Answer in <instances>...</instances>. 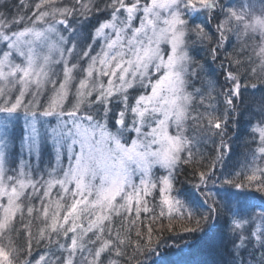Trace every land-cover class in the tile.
<instances>
[{"label": "snow or ice", "instance_id": "obj_1", "mask_svg": "<svg viewBox=\"0 0 264 264\" xmlns=\"http://www.w3.org/2000/svg\"><path fill=\"white\" fill-rule=\"evenodd\" d=\"M262 34L264 0H0V103L22 88L8 110L24 104L34 111L48 89L44 114L78 121V154L62 178L37 183L0 172V264H140L164 233L205 225L189 248L213 249L225 235L213 217L232 214L233 206L245 213L253 196L224 190L218 200L204 191L227 144L222 139L205 161L190 150L188 132L222 134L241 90L264 84ZM233 37L238 44L229 52ZM196 45L224 69L218 88L204 87L203 61L190 54ZM221 98L224 114L209 112ZM253 131L264 157V110ZM154 165L168 174L154 181ZM184 165L202 186L206 214H193L172 195ZM221 183L264 193V169ZM142 214H149L146 228ZM233 223V264H264V231L251 218Z\"/></svg>", "mask_w": 264, "mask_h": 264}, {"label": "rangeland", "instance_id": "obj_2", "mask_svg": "<svg viewBox=\"0 0 264 264\" xmlns=\"http://www.w3.org/2000/svg\"><path fill=\"white\" fill-rule=\"evenodd\" d=\"M225 3L235 6L237 4V0H225ZM204 18L205 17L202 16V19ZM223 18V14H221L220 20L222 21ZM241 39H243V35L241 36ZM236 41V38L233 37L232 47L228 49L229 52L232 51L233 47H236ZM252 43H254V41ZM197 47L198 45H196L191 50L190 54L196 60H198V57L203 54L204 56L202 57H205L208 61L204 70L212 72L215 77L217 76L218 79H215V81H219V83H221L222 85L224 83V69L221 68L220 63L216 62L208 54L207 50H204L205 52H203V50H200L201 54L197 56V52H194ZM2 49L3 42L0 41V50ZM204 77L208 79L209 75L204 74ZM213 83L215 84V82ZM191 86L192 85L189 86L190 91H192ZM215 86L218 87L216 84ZM212 88V86H209V91ZM245 89L247 88L241 90L242 93ZM20 91H22V88L12 89L10 94L8 95V98L4 99L3 102L0 103V172H2L5 177L10 179L18 180L20 178H25L37 183L41 181H48L50 179L62 178L63 175L67 173L69 168L74 165L75 156L78 154V145H75L73 143L76 139L73 125L75 122L78 121H73L72 117L66 114L61 115L59 112H54L51 115L44 114L45 109L53 95V93L48 89H45V91L41 93L40 100L38 102L39 106L36 108V110H27V105L24 104H22L21 107H18L15 111L8 110L11 107V103H14L15 99L19 98ZM32 95L34 96L35 93L33 92ZM25 97L28 100V103L30 104L32 97L28 94H25ZM240 97H242V94ZM69 100L71 101L72 98L70 97ZM220 103H223V100L222 102L221 100L217 101V109ZM210 112L212 113L213 111L210 110ZM228 112L230 114L229 116H227V122H230V124L226 122L222 134L218 135L217 141L216 139L214 140L213 143L216 142L215 145L217 144V146L220 145V141L222 139L226 142L227 146L229 144V141L232 139V141H230V144L232 146L234 134H232L231 132L232 129H228V126H231L233 122H235L237 116L235 115L236 110L233 111L231 109H228ZM191 131L193 132L192 136L191 134L189 136L190 138H193L194 132L196 130L191 129ZM193 145L194 143L192 142L190 150L195 149L197 147H192ZM258 145L259 140L257 136V144L254 148V152L252 153L251 161L247 169H245V176H243V178H246L248 175L254 172H258L261 169H264V157H262L261 154L258 152ZM219 151V147H215L213 158L219 153ZM198 157L204 159L205 161L207 160L206 153L202 151H200V155ZM230 157L231 156L223 154L221 159L216 163L215 172L211 175L210 182L207 188L204 189V191L213 192L218 200H223L222 192L224 190L234 193H248L253 196V206L248 208L243 214H238L235 211V206H233L234 210L232 214L228 216L221 215L220 217H213V219L215 218L216 220H219L222 228H226L225 236L222 239L224 240V242H226V246L228 245L227 248L230 251L228 252L226 249H223L221 251V254L225 253V259L226 257L229 258V253L231 254L232 245L230 243V240L236 232L233 220H245L251 218V220L256 223V228L261 231H264V222L257 220V216L264 215V193L258 192L255 188H252L253 190H251L249 189L250 187L247 186L244 188H236L233 187L231 184L221 183L224 180L231 179L229 174H226L227 165L230 162ZM183 167L184 166H181L177 171H179L180 169L182 170ZM189 171L192 173L191 168ZM167 174L168 170L160 165H154L152 168L151 175L154 181L166 176ZM192 177L193 175L188 178L187 184L184 185L183 181L180 183V191L182 192V194L183 192L188 193V197H190L191 199L190 207L193 209V214L197 216L200 214H206L209 210V205L207 203L205 195L201 191L202 186L197 185V178H194L193 185L190 186V179ZM232 180H234V178ZM186 187L190 189L186 190L188 189ZM38 191L40 190L38 189ZM56 191L57 189H53L52 199H56ZM172 195L175 199L179 200V197L176 195L175 190H173ZM154 196H158L160 199V197L162 196V192L157 191ZM224 203H226V201H224ZM70 204L71 199L66 198L65 206L70 207ZM37 206H39L38 202ZM11 215L12 218H14L15 212H13ZM148 215L149 214H142V218H146V223H149ZM214 220H212V224H216V220ZM225 221H227L226 224ZM147 225L148 224H146V226ZM175 225L178 227L179 221H176ZM0 227H3V225L0 224ZM153 227L154 232L160 231L159 223H156L155 225H153ZM207 229L208 225H205L203 230L201 231L188 233L174 231L164 233L155 248L150 249L147 253L143 254L141 258V263L147 262L146 264H180L181 261L185 262V260L187 259V263L192 262L193 259L202 261L204 264H207L204 258H201V256H197L198 252L202 247H195L191 249L189 248L190 245L196 244L198 238L204 236ZM2 255L3 251L0 250V256ZM222 260L219 261L220 263L218 264H222L223 262H225L224 264H233L231 258L230 261L224 260L223 258Z\"/></svg>", "mask_w": 264, "mask_h": 264}, {"label": "trees", "instance_id": "obj_3", "mask_svg": "<svg viewBox=\"0 0 264 264\" xmlns=\"http://www.w3.org/2000/svg\"><path fill=\"white\" fill-rule=\"evenodd\" d=\"M236 45H237V41H236ZM200 50H203V52H205L204 50L206 49L202 45H198L197 49L194 51V52H197L196 54L197 56L201 54ZM202 56L204 55L202 54L201 56H199L198 60L203 61V68H205L208 61L205 57H202ZM204 74H208L209 78L206 79L204 77ZM202 75L204 78V87L207 88L208 90H209V86L216 87L215 86L216 84L219 87L221 85L219 81H215V79H218V77L217 76L215 77V75L212 72H209L208 70H204ZM213 82H215V84ZM193 84H195L197 88L201 87L200 80L196 79L195 77L193 78ZM220 100L222 102V98ZM218 106L220 108L218 107L217 109L215 107V109H211V108H207V106L205 105L204 108H201L200 110L204 111L207 108L209 112L210 110H212L213 111L212 113L215 115H218V116L223 115L225 111V105L223 103H220ZM235 106H236L235 115L237 116V118L231 126L230 125L228 126V129L229 128L232 129L231 132L234 135H233V142H232L231 157L229 159L230 162L227 165V172H226V174L228 173L230 178L231 179L234 178V180L243 179V176H245V169H247L251 161L252 153L254 152L255 150L254 148L257 144V134L253 131V128H254V125L258 123V121L261 118V111L264 110V84H257L255 87H248L247 89H245L242 93V97L240 98L238 97L235 99ZM229 114L230 113L227 110V116H229ZM227 123L230 124V122H227ZM195 130L196 131L194 132L193 138L191 137L192 138L191 143L192 142L194 143L192 147H195V146L197 147L195 149H192L191 151L196 156L200 155V151L206 153L207 160L210 158H213L215 147H219V145L218 146L217 144L215 145L216 142L213 143L215 139L217 141L218 135L216 134V132L210 131L208 128H203V130H200V129H195ZM188 133L189 135L191 134L192 136L193 132L190 129V132ZM230 141H232V139ZM230 141H229V144L231 143ZM227 148L225 150H227ZM189 170L190 168L184 165L182 170L180 169L179 171H177V174L175 176V187H174L175 189L174 190H175L176 195L179 197V200L184 204L185 209L193 213V209L190 207L191 199L190 197H188V193L183 192L182 194V192L180 191L181 190L180 183L183 181L184 185L187 184L188 179H185V176L189 178L192 175V173ZM194 178L195 177H192L190 179V183H191L190 186L193 185ZM189 189L190 188L186 190H189ZM249 189L253 190L252 188H249ZM153 200L157 204L160 203V199L158 196L157 197L154 196ZM141 219L146 221L145 217L143 218L141 217ZM217 220L215 221L216 223H217ZM146 224H148V222L147 223L145 222V225H144L145 228L148 226V225L146 226ZM222 229L225 234L226 228L224 227ZM227 247L228 245L226 246V242H224V240L221 238L217 240L215 247L211 250L202 247L200 251L198 252L197 256H201V258H204L207 264H218L220 263L219 261H221L222 258L224 260L230 261V258H231L230 253L228 254L229 258L226 257V259H225V253L221 254L222 253L221 251L223 249L224 250L226 249L228 252L230 251ZM141 258H140V264H146L147 262L141 263ZM224 263L225 262H223L222 264ZM187 264H204V263L202 261L192 259V262H189Z\"/></svg>", "mask_w": 264, "mask_h": 264}, {"label": "bare ground", "instance_id": "obj_4", "mask_svg": "<svg viewBox=\"0 0 264 264\" xmlns=\"http://www.w3.org/2000/svg\"><path fill=\"white\" fill-rule=\"evenodd\" d=\"M224 152H225V154H226L227 156H231L232 146L229 145L228 148H227V150H225Z\"/></svg>", "mask_w": 264, "mask_h": 264}]
</instances>
